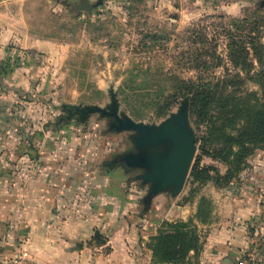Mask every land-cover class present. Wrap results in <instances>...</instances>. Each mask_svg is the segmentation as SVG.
Instances as JSON below:
<instances>
[{"label":"rangeland","instance_id":"1","mask_svg":"<svg viewBox=\"0 0 264 264\" xmlns=\"http://www.w3.org/2000/svg\"><path fill=\"white\" fill-rule=\"evenodd\" d=\"M90 2V10L43 6L30 28L53 38H29L24 47H14L18 66L24 61L26 84L13 92V104L26 107L23 117L18 112L14 122H0V178L5 162L19 160L22 151L37 162L40 148L61 154L71 148L75 164L104 172V184L124 191L126 202L132 200L129 210L140 211L137 201L147 214L158 215L147 202L148 183L136 177L144 168L118 159L137 152V131L118 130L114 116L88 108L110 112L115 102L122 121L155 128L174 122L185 108L195 144L192 164L198 161L209 177L200 182L187 176L172 213L147 236L149 264L151 236L165 222L180 221L189 224L186 230L194 228L198 245L182 264H264V148L229 137L250 130L249 117L230 108L236 96L246 91L263 97V79L255 73L264 70V0H131L123 9ZM250 38L262 44L263 60L245 73L232 62L233 50ZM0 66L5 72L7 66ZM202 88L212 93L203 112L193 104ZM101 163L104 168H98ZM229 197L257 207L243 235L247 244L237 248L215 240L222 199ZM187 204L190 212L181 217L180 207Z\"/></svg>","mask_w":264,"mask_h":264},{"label":"crops","instance_id":"2","mask_svg":"<svg viewBox=\"0 0 264 264\" xmlns=\"http://www.w3.org/2000/svg\"><path fill=\"white\" fill-rule=\"evenodd\" d=\"M129 1L97 0L93 7L104 3L111 9H123ZM71 4L79 8L81 0H0V63L13 60L14 47H24L29 38H53L30 28L32 17L43 6L55 11ZM20 63L18 68L0 70V122H14L18 112L23 117L26 105L15 107L12 97L26 84L24 61ZM68 151L61 154L58 149L40 148L39 159L33 162L27 150L18 154L19 160L16 156L5 162V177L0 178V260L21 253L38 264H149L147 236L156 231L159 220L172 213L178 194L162 190L152 196L148 203L158 215L147 214L137 201L134 206L140 211H131L132 200L126 202L124 191L119 192L112 182L104 184V172L75 164L71 148ZM222 203L223 215L215 229L220 238L215 240L228 248L245 246L243 235L258 216L257 207L242 198L229 197ZM180 208L181 217L190 212L188 204ZM213 213L215 220L216 209Z\"/></svg>","mask_w":264,"mask_h":264},{"label":"trees","instance_id":"3","mask_svg":"<svg viewBox=\"0 0 264 264\" xmlns=\"http://www.w3.org/2000/svg\"><path fill=\"white\" fill-rule=\"evenodd\" d=\"M233 52L235 55L232 62L236 67L244 70L245 73L254 70L255 62L260 64L263 60L262 44L257 38H250V41L237 46ZM3 64L7 66L6 70L18 67L16 58H13V60L7 59ZM237 74L240 75L238 72ZM255 76H262L263 97L259 99L254 93L243 91L236 96V103L230 106L236 113L245 114L249 117L250 130L245 133L237 132L229 137L241 146L252 144V147L264 148V103L261 105L258 103V100H264V70L263 74L256 72ZM211 94L208 89H197L193 94L194 107L203 112L211 101L209 100L212 97ZM189 176L192 181H205L209 177L208 169L199 166V162L196 161L191 165ZM188 227L189 224L183 221L165 222L164 227L159 228V232L151 236V264H182L181 260L186 257L190 250L197 251L198 245L194 228L186 230Z\"/></svg>","mask_w":264,"mask_h":264},{"label":"water","instance_id":"4","mask_svg":"<svg viewBox=\"0 0 264 264\" xmlns=\"http://www.w3.org/2000/svg\"><path fill=\"white\" fill-rule=\"evenodd\" d=\"M79 8L88 10L90 8L88 0H81ZM88 110H98L114 116L115 127L118 130L137 131L135 138L137 152L126 153L118 159L126 160L129 166L144 168L136 177L148 183L147 202L159 191L169 190L177 194L182 190L195 154L194 137L187 125L185 108L179 112L174 122L169 121L160 128L131 118L122 121L116 111L115 102L110 112L100 107ZM94 235L100 237L98 231Z\"/></svg>","mask_w":264,"mask_h":264},{"label":"built area","instance_id":"5","mask_svg":"<svg viewBox=\"0 0 264 264\" xmlns=\"http://www.w3.org/2000/svg\"><path fill=\"white\" fill-rule=\"evenodd\" d=\"M0 264H38L25 254H17L0 260Z\"/></svg>","mask_w":264,"mask_h":264}]
</instances>
